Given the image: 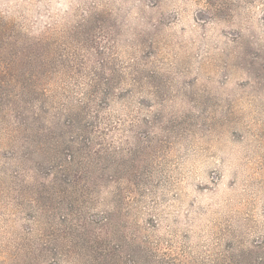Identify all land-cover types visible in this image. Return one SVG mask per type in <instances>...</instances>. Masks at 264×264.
I'll list each match as a JSON object with an SVG mask.
<instances>
[{
	"label": "rangeland",
	"instance_id": "374dc122",
	"mask_svg": "<svg viewBox=\"0 0 264 264\" xmlns=\"http://www.w3.org/2000/svg\"><path fill=\"white\" fill-rule=\"evenodd\" d=\"M0 264H264V0H0Z\"/></svg>",
	"mask_w": 264,
	"mask_h": 264
}]
</instances>
